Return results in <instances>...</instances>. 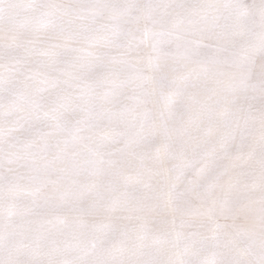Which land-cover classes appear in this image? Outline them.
I'll list each match as a JSON object with an SVG mask.
<instances>
[{"label":"snow or ice","instance_id":"snow-or-ice-1","mask_svg":"<svg viewBox=\"0 0 264 264\" xmlns=\"http://www.w3.org/2000/svg\"><path fill=\"white\" fill-rule=\"evenodd\" d=\"M0 264H264V0H0Z\"/></svg>","mask_w":264,"mask_h":264}]
</instances>
